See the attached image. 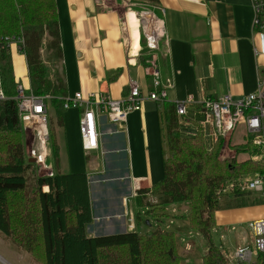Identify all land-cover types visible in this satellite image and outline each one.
I'll return each mask as SVG.
<instances>
[{
  "label": "crops",
  "instance_id": "obj_1",
  "mask_svg": "<svg viewBox=\"0 0 264 264\" xmlns=\"http://www.w3.org/2000/svg\"><path fill=\"white\" fill-rule=\"evenodd\" d=\"M123 3L124 0H55L61 55L57 58L58 76L51 75L53 81L64 84L63 96L68 97L76 92H99L120 99L126 95L130 80H135L140 86L142 98L139 107L128 114L124 130L102 118L99 150L83 152L93 162L86 173L87 179L102 175L107 169L117 170L121 166L126 169L130 194L121 196L119 215L103 216L107 220L115 219V225L105 228L112 230L115 226L119 229L113 233L134 229L133 194L161 180L164 159L160 136L163 103L147 97L153 88V77L150 68L141 63L140 55H131L127 11L123 9ZM154 7L166 33L163 44L165 67L159 78L162 86L167 85L166 102L183 101L192 96L197 103L204 96L217 97L227 93L239 99L255 91L258 77H264V54L255 55L253 52L254 47L260 46L261 38L251 31L250 0H157ZM140 49L139 43L137 51ZM21 60L26 70L25 60ZM197 108L198 104L189 106V116ZM61 114L54 128L59 171L68 136L81 147L78 131L80 110L70 107ZM240 125L238 133L242 138L244 126ZM103 141L117 148H110L108 152ZM147 200L154 203L156 197L148 195ZM90 201L93 211L96 210L91 197ZM182 206H168L166 211L172 217L163 224L167 221L170 225L175 224L172 221L175 211L182 209V214L186 212L187 207ZM99 218L93 214L89 226L92 227L93 221ZM256 219H264V198L260 194L247 192L219 199L211 237L225 259L236 248L251 243L252 234L246 224ZM181 222L186 223L181 218L177 228L183 227ZM166 227L169 229L167 224ZM95 231L88 226L86 228L89 236H95ZM205 253V243L200 234L189 229L180 236L179 264H202ZM0 262L8 264L2 257Z\"/></svg>",
  "mask_w": 264,
  "mask_h": 264
},
{
  "label": "trees",
  "instance_id": "obj_2",
  "mask_svg": "<svg viewBox=\"0 0 264 264\" xmlns=\"http://www.w3.org/2000/svg\"><path fill=\"white\" fill-rule=\"evenodd\" d=\"M141 1L157 3V0ZM11 36L24 39L22 53L30 90L36 95L51 96L48 102L59 120L65 110L60 100L65 86L61 81L49 79L41 57L42 47L56 58L61 55L55 0H0V39ZM45 37L48 39L44 41ZM0 69L8 97L0 101V234L5 239L41 264H70L71 241L79 243L81 264H179L177 237L162 226L172 217L166 211L168 206L186 203L187 211L179 217L204 240L206 253L202 264H228L211 237L214 213L219 208L218 190L232 177L264 173L263 162L221 159V139L209 148L200 134L182 136L177 129L174 103L164 100L161 116L167 155L162 162V178L156 184L136 190L133 196L144 207L143 214L157 217L155 229L150 230L153 224L146 215L135 211L134 229L89 236L86 228L91 221L92 207L86 174L59 171L54 132L49 130L48 164L53 175H33L30 181L29 171L35 165L24 156L23 132L16 102L12 99L13 68L7 49L0 52ZM45 186L47 191L43 190ZM122 193L129 195L130 192ZM148 195L155 196L156 201L150 203ZM258 264H264V255L258 256Z\"/></svg>",
  "mask_w": 264,
  "mask_h": 264
},
{
  "label": "built area",
  "instance_id": "obj_3",
  "mask_svg": "<svg viewBox=\"0 0 264 264\" xmlns=\"http://www.w3.org/2000/svg\"><path fill=\"white\" fill-rule=\"evenodd\" d=\"M252 11L251 31L259 36L260 46L254 47L255 55L264 54V0H250ZM142 34L146 46L155 48L160 41L165 42L166 33L161 18L149 15L140 18ZM24 39L22 36H11L0 39V52L8 50L13 68L15 93L12 99L16 102L18 118L22 132L28 139L26 160L33 159L34 165L43 176H52L53 169L48 164L51 155L50 131L48 127V107L50 95H36L30 88L22 85V76H17L14 70V56L22 53ZM26 63V61H25ZM27 72V69H26ZM28 76V73L26 74ZM152 90L147 97L162 103L166 99V86H162L156 70L152 73ZM142 94L140 86L135 80L128 82V91L120 99L111 98L99 92L84 94L76 92L73 96L60 98L62 107L68 109L76 107L80 110L78 131L81 149L85 153L97 151L100 148V122L105 118L108 123L124 130L127 116L138 109ZM8 99L2 84L0 69V101ZM198 104V108L189 116L188 107ZM178 119V132L185 137L200 134L207 147H212L218 139L229 142L233 132L239 124H243L242 139L244 144L251 147L250 157L254 162L264 163V77H258L255 91L234 99L231 94L217 97L204 96L195 102L192 96L183 101L174 102ZM47 191V187H43ZM247 192L260 194L264 198V173L254 172L238 175L226 180L218 190L219 199L224 196H237ZM135 194V193H134ZM133 194V196H134ZM252 234V241L234 250L226 258L228 264H258V256L264 255V219L251 220L246 224Z\"/></svg>",
  "mask_w": 264,
  "mask_h": 264
},
{
  "label": "rangeland",
  "instance_id": "obj_4",
  "mask_svg": "<svg viewBox=\"0 0 264 264\" xmlns=\"http://www.w3.org/2000/svg\"><path fill=\"white\" fill-rule=\"evenodd\" d=\"M123 5H124L123 9H126L127 12L133 11L136 14L137 20L139 22L138 32L140 36L139 43H140L141 49L138 50L139 52L137 51V53L140 55L139 56L140 61L141 63H144V66L150 68L151 77H153L152 73L154 72V70H156L158 73V79H159L161 70H164V67H165L164 59H163L164 45L160 41L159 43L156 44L155 48H152V49L148 48L146 46L145 38L142 34V30H141L142 27L140 23L141 15L144 16L146 14V15L158 16L157 10L155 9L154 5H152L150 2L141 1V0H124ZM47 39L48 38L45 37L44 41ZM50 52L51 51L47 50V48L42 47L41 57H42V61L44 65L47 68L49 79L53 80L51 79V77L58 76L59 69H58L57 58L54 55H52V53ZM22 73L23 74H21L22 75L21 83L24 86V88H29L30 82H29L28 76L26 75L27 72L24 67H23ZM55 126H56V113H55L54 108L51 107L49 104V107H48L49 130H53L54 132ZM240 129H241V125L239 124L235 130V133L233 134L231 138V141L226 142V143L222 142L220 151H219V158L230 159V160L233 159L235 161H240L243 159L251 160V158H249L251 154V147H249L248 144L246 143L244 144V142H242L244 138L243 139L241 137L239 138L238 132ZM160 136H161V143H162L161 144L162 154L165 157L167 155V147L165 143V127H164V123L162 120H160ZM104 141H103V146L105 147V149H107L108 152L110 151L109 150L110 148L112 149L117 148L116 145H111V143L104 142ZM239 141L240 143H237ZM23 143H24V156H25L26 148L29 145V142H28V139H26L24 134H23ZM60 163H61L60 168L63 173L71 172V173L86 174L92 168V165H93V162L91 163L84 155L83 151L81 150V147L79 146V143L73 140L70 136H68V141L66 139V148L64 150V153L61 156ZM42 174L43 173L36 166H33L31 168V171H29V179L30 181H32L34 176H43ZM112 174H114V176L118 175V177H109V176H112ZM119 175H122V176H119ZM126 176H127L126 171L121 167V168H118L117 170L107 169L101 176L96 175L90 179L86 178L88 181L89 196L92 198L93 205L96 206V210L94 209L93 211V208H92L91 221H92L93 214L95 216L100 217L98 220L93 221L92 227L89 226V224L87 225L89 229H92V230L96 229V231L93 232L94 234L96 235L107 234V233H113L114 231L119 230L115 226H114L115 229L112 228V230L105 229L107 225H110V224L115 225L116 221L115 219L107 220L103 216L107 214H118V215L120 214L121 196L123 195L122 192L125 190H128V187H129V180L127 179ZM157 182H155L154 184H156ZM33 187L34 185L30 186V189H32ZM142 204L143 205L145 204L144 200L142 201ZM179 204H181V206L183 204L184 206L182 207H187L186 203H179ZM134 205H135L134 213L135 211H140L142 215L144 216L146 215V214H143L145 209L144 207L141 208L142 205L140 207L138 203L136 202H134ZM175 212H176L175 213L176 216L172 218V221H174L175 224L170 225L168 224V221H167L162 227L167 228L166 227V224H167L169 229L173 231L174 234L176 233L177 240H179L180 236L185 235L188 232L189 227H188L187 222L186 223L181 222L184 224L183 227L177 228L178 220H181L179 216H181L183 210L182 209L176 210ZM147 217L150 219V221H152V224H153L150 230L155 229L154 223L157 217H153V216L151 217L147 216ZM159 220H162V218ZM140 230L146 231V229H144L143 227H140ZM71 242L73 243L70 244L71 246L69 248L70 261H71L70 264H81V260H80L81 259L80 258L81 249H80L79 243H77L76 241H71ZM229 256L230 254H228L227 257ZM0 257H2V259L5 260V263L7 262L8 264H41L35 261L34 259H32L29 253L18 249L14 243H12L8 239H5L1 234H0ZM0 264H4V263L0 262Z\"/></svg>",
  "mask_w": 264,
  "mask_h": 264
},
{
  "label": "bare ground",
  "instance_id": "obj_5",
  "mask_svg": "<svg viewBox=\"0 0 264 264\" xmlns=\"http://www.w3.org/2000/svg\"><path fill=\"white\" fill-rule=\"evenodd\" d=\"M145 20H148L149 15H144ZM126 23H127V28L129 30V36H130V41H129V45H130V52L131 55H135L137 53V49L139 47V22L137 20V16L133 11H128L126 14ZM19 57L15 55L14 58ZM22 59V58H21ZM16 58L15 59V68H16V74L17 75H21L23 72V64H22V60Z\"/></svg>",
  "mask_w": 264,
  "mask_h": 264
},
{
  "label": "water",
  "instance_id": "obj_6",
  "mask_svg": "<svg viewBox=\"0 0 264 264\" xmlns=\"http://www.w3.org/2000/svg\"><path fill=\"white\" fill-rule=\"evenodd\" d=\"M30 163H34V160L33 159H29L28 160Z\"/></svg>",
  "mask_w": 264,
  "mask_h": 264
}]
</instances>
